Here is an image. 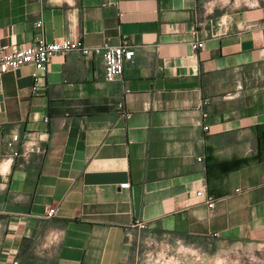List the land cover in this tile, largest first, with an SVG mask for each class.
I'll return each mask as SVG.
<instances>
[{
  "label": "crops",
  "instance_id": "crops-1",
  "mask_svg": "<svg viewBox=\"0 0 264 264\" xmlns=\"http://www.w3.org/2000/svg\"><path fill=\"white\" fill-rule=\"evenodd\" d=\"M217 1L0 0V50L134 49L111 82L77 51L0 74V264H150L141 235L264 264V5Z\"/></svg>",
  "mask_w": 264,
  "mask_h": 264
},
{
  "label": "built area",
  "instance_id": "built-area-1",
  "mask_svg": "<svg viewBox=\"0 0 264 264\" xmlns=\"http://www.w3.org/2000/svg\"><path fill=\"white\" fill-rule=\"evenodd\" d=\"M38 27L40 22L36 24ZM192 34L195 39L192 42L194 50L201 49L204 46V37L199 34V31L193 30ZM70 51H77L84 57L91 55H99L103 62L104 79L108 82L116 80L121 76L124 67L131 62L134 57V49L127 42L123 41L118 45H112L108 42H103L98 45L89 46L84 44L80 36L65 37L60 40L47 42L45 40H37L30 45L17 47L11 50L2 48L0 50V74L16 71L24 65H32L36 71L44 74L48 68V64L52 57L56 55H64ZM43 75H35L36 82L42 79ZM205 104V102H203ZM207 129V126H204ZM18 134H13L9 145L19 143ZM21 149L13 152L14 156H26L32 153L43 154L44 150L31 141H23L20 143ZM121 188L128 187V183L120 185ZM198 196L206 195L203 190L196 192ZM207 206L212 208L214 205L213 197L207 196ZM55 207H50L46 212L47 217H51L55 213ZM131 228L142 231L146 225L141 221H136L131 225ZM129 228H126L128 230ZM147 258L150 264H182L179 257L169 252L168 248H156L152 250ZM17 264V262H14Z\"/></svg>",
  "mask_w": 264,
  "mask_h": 264
},
{
  "label": "rangeland",
  "instance_id": "rangeland-1",
  "mask_svg": "<svg viewBox=\"0 0 264 264\" xmlns=\"http://www.w3.org/2000/svg\"><path fill=\"white\" fill-rule=\"evenodd\" d=\"M220 4H225L231 9H234L236 6H244V5H252L259 4L264 5V0H218ZM244 4V5H243ZM140 246L146 247V250L150 248L151 250L156 248H168L169 252L175 254L179 257L182 264H262V260L256 258L255 254L252 252H247L245 255L236 254L233 250L223 260L218 258H212L207 256L204 250H194L193 248H186L181 244H177L172 240L165 241L162 244L159 243V240H155L154 242L150 241L147 235L140 236ZM241 257V258H240ZM240 259V260H238ZM162 264H166L162 263ZM169 264H172L169 262Z\"/></svg>",
  "mask_w": 264,
  "mask_h": 264
}]
</instances>
